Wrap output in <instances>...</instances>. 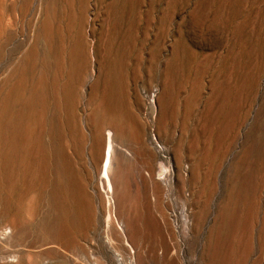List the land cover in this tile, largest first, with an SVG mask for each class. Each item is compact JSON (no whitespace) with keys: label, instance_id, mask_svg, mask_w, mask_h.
Here are the masks:
<instances>
[{"label":"bare ground","instance_id":"1","mask_svg":"<svg viewBox=\"0 0 264 264\" xmlns=\"http://www.w3.org/2000/svg\"><path fill=\"white\" fill-rule=\"evenodd\" d=\"M167 2L142 14L144 0H0V264H86L89 248L90 264H236V246L250 249L239 165L222 176L227 93H204L209 57H189L181 31L167 44ZM20 14L22 31L8 27ZM260 108L253 147L264 145ZM52 239L60 249H42ZM27 242L39 244L30 261Z\"/></svg>","mask_w":264,"mask_h":264},{"label":"rangeland","instance_id":"2","mask_svg":"<svg viewBox=\"0 0 264 264\" xmlns=\"http://www.w3.org/2000/svg\"><path fill=\"white\" fill-rule=\"evenodd\" d=\"M151 1L152 0H144L145 3H141L140 9L142 14H145L147 8H150L149 4ZM167 1H170L174 6L175 12L170 31L171 36L167 38V44L170 45L173 42L172 37L176 38L178 32L181 31L179 38L183 40L185 50L187 54L190 55L189 57L193 58L194 55V58L197 59L209 57V62L207 63L208 68L205 70L206 72L204 74L205 86L207 80L209 86H206V91L204 93L211 94L210 88L212 91L215 90V93L218 91L217 94L220 93V90L223 94L225 92L227 93V99L224 101L223 107L221 109L219 108L220 111L218 114L219 131L221 133V136H219V145L224 149V152L229 148L226 157L228 161L225 159V163H223L225 165H223L224 171H222V176L224 178L228 175L231 172V168L236 166V163L239 165L240 169L238 175L234 178L236 191L239 193L236 196V199H238L236 201V220L239 218L240 211L245 202L251 207L252 213H255H253L254 217L252 220H249L252 228V231L249 233L252 245L250 249H247L246 253L242 250L244 241L241 242L242 248L237 249L236 246V264H264V237H259V231H257L260 230L257 226L260 225L258 223L261 222L260 217L262 216V212L261 210L259 211V208L264 202V145L261 147H253L252 137L254 132L250 131L249 124L251 122V117L256 114L255 112H258L260 107L262 108L263 106L262 109L264 111V104L261 105L264 101V0H155L156 6L154 10L156 12L159 11L158 13L162 12L165 5L169 3ZM25 17V15H17L18 21L16 24L9 23L7 21L8 17H6V24L8 22V27L12 26L16 30L22 31L25 23L24 20L26 19ZM97 25L100 27V19H98ZM173 27L176 28V30ZM4 65L6 64H3V66ZM187 66L185 68H187ZM230 72L232 77L228 78ZM212 77L215 81L212 85L213 88L210 85ZM155 85L156 83H154V86ZM213 99L211 105L214 104L213 110L216 111L220 105V100H217L216 104L215 97ZM251 101H254L252 105H254L255 111L251 113L252 115L248 121L245 120L243 122V118L247 113ZM227 113L231 116L233 115L231 118L234 119L235 117L234 121L231 118L229 119L230 116ZM220 114H222V116H220ZM210 116L211 115H209V127L211 128L213 122ZM255 119L258 120L257 117ZM227 121H230L231 124L234 122V125L232 124L233 127L227 125L230 124ZM241 122H243L242 125ZM227 126H230L229 128L231 129H227ZM239 129L240 135L242 134L241 138H239L240 136H235ZM151 134L150 132V142L152 141L157 147L153 134ZM229 157L233 160H231V158L228 159ZM165 174L166 169L162 167L158 172L157 178L160 180L164 179ZM103 192L105 193V190ZM106 198L112 201L110 192ZM172 198L173 196L170 195L168 199L165 200L166 206L172 211H175V209L179 210V205L170 201ZM261 199L263 202H261ZM260 212L261 214H259ZM258 218H260V220ZM254 232H256V234ZM253 238L256 239L254 240ZM261 238L262 240L259 241ZM255 245H260V248ZM38 246L39 244H30L28 242L25 244L23 248L29 252L25 255L27 260H31L29 257H33V252L38 250ZM254 247L258 249H254ZM52 248L60 249L53 239L45 241L42 246V249ZM252 250H254V253ZM96 253V249H88L86 264H90V262L94 260ZM249 257L252 260L249 259ZM222 264H233V262L231 263L229 258L224 257Z\"/></svg>","mask_w":264,"mask_h":264}]
</instances>
